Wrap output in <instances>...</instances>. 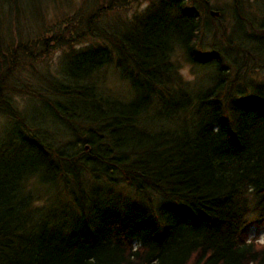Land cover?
<instances>
[{"label": "trees", "instance_id": "obj_1", "mask_svg": "<svg viewBox=\"0 0 264 264\" xmlns=\"http://www.w3.org/2000/svg\"><path fill=\"white\" fill-rule=\"evenodd\" d=\"M134 2L146 0L70 4L51 22L54 31L44 26L13 48L5 42L11 53L0 60V112L13 122L11 137L50 175L23 171L21 192L19 177L0 176V264H264V239L247 229L264 230V16L235 1L227 19L240 22L239 35L206 54L197 47L201 29L220 27L209 2L149 0L126 19ZM122 8L121 26L112 27L118 20L104 18ZM85 39L89 47L75 48ZM54 45L66 49L61 61H71L72 74L37 94L65 131L48 142L9 98L19 87L29 94L15 73L35 70ZM177 50L208 64L210 79H184ZM113 55L132 79L128 99L99 83ZM155 108L161 112L152 115ZM89 178L132 188L139 214L101 203L100 188L89 195ZM30 180L62 184L83 225L68 226L60 207L34 206Z\"/></svg>", "mask_w": 264, "mask_h": 264}, {"label": "rangeland", "instance_id": "obj_2", "mask_svg": "<svg viewBox=\"0 0 264 264\" xmlns=\"http://www.w3.org/2000/svg\"><path fill=\"white\" fill-rule=\"evenodd\" d=\"M85 0H0V60L3 59L4 54L9 56L11 53L10 47L13 48L15 43L21 46V41L28 43L35 35H37L38 30L46 29L44 26H51L52 31L56 28L51 23L56 20L58 14L65 13L63 7H69L70 4L73 6L79 5ZM210 3L209 8L213 11H217V14H213L215 19L220 20V27L215 31V25L212 28L211 25L206 26L207 29H201L200 31V46H197L200 50L210 54L214 52L215 48L219 46H225L227 39L236 38L239 35L241 24L239 21L230 24L228 22V9L235 5L237 1L238 5H243L245 0H206ZM249 2V10H246L248 14L250 11H256L262 13L261 17L264 16V0H246ZM241 2V3H240ZM149 0L146 2L132 3L130 8H122V11H118V15L107 14L106 19L108 22H115L112 27L121 26L120 15L124 13L126 19L132 18L135 13L143 11V9L149 4ZM72 6V7H73ZM255 6V7H254ZM61 8V9H59ZM224 10L223 14H220V10ZM243 9V8H240ZM11 10V11H10ZM16 10L18 14H12ZM128 11V15H127ZM138 11V12H137ZM231 12V10H229ZM71 13V12H69ZM116 14V13H115ZM66 16V15H65ZM64 16H62L63 18ZM124 19V18H123ZM217 23V21H215ZM130 23L125 19L122 22V26L127 27ZM219 24V22L217 23ZM57 25V24H56ZM52 32L49 31L44 37L49 36ZM227 37V38H226ZM8 43V44H5ZM12 44V45H11ZM52 44V43H51ZM51 46V45H50ZM90 46V41L86 39L79 44L75 45V48H87ZM53 49L51 53L50 50ZM3 52V53H2ZM66 49L64 47H59L54 45V47L49 48L48 55L44 58L40 57L34 64H36L35 70H30V67L25 68L24 71L15 73L16 78H21V86L28 91L29 94L19 91H13L11 97L9 98L13 107L22 118V120L32 126L37 128L40 132L45 134L46 140L48 142L62 141L64 135V129L61 124L57 121L51 106L45 103L42 99L37 98L38 92L40 90L47 89L49 85L57 80L61 81L64 78L65 73L72 74V68L70 66L71 61L66 59L61 61L66 57ZM21 55V49L19 50ZM112 61L110 60L108 64H103L104 69H102L106 75L105 80L99 82L101 86H104L105 91L113 90L118 96L128 99L132 94V79L128 76L127 70H120L116 65L117 55L112 56ZM174 63L177 65L179 74L186 80L190 82H196V80L207 81L210 79L212 70L208 64H197L191 62L184 54L183 50H177L174 55ZM115 59V61H114ZM26 64V63H23ZM107 65V66H106ZM101 70V69H100ZM100 72V71H99ZM102 73V72H101ZM103 74V73H102ZM14 75V73L12 74ZM259 79V78H258ZM45 82V83H44ZM49 82V83H48ZM46 83H48L46 85ZM203 90L200 86L195 92L199 93ZM33 91V92H32ZM33 94V95H30ZM174 97L178 96V91H172ZM161 112V109L155 108L152 115H156ZM164 119L165 117H160ZM13 129V122L8 121L5 114L0 112V176L2 174L8 177H19L18 191L21 192V175L24 174L23 171L27 169H37L36 175L42 179L46 175H50L48 171L49 168H44L39 165L40 160L35 157L33 152H30L28 148L21 149V143L15 141L11 137V132ZM2 147H8V151L3 152ZM32 159V162L29 160ZM65 165H68L65 163ZM39 174V175H38ZM33 180H30V184ZM85 185L88 188V194L96 197L93 193L95 189H101L100 201L106 202L107 204L117 207L121 213H130L132 216L139 214L135 207H138L137 195L134 190L120 182L113 184L105 182H93L91 178L87 181L84 180ZM63 185L58 182H41L35 180L32 187L28 189L33 196L37 197L33 200V205L37 207L43 206V212L54 211L56 207L62 209L63 216H68L66 219L68 226H82L83 222L80 221V215L75 209H73V202L68 193L62 189ZM46 200V201H45ZM45 201V203H44ZM37 209H33V213H36ZM77 214V215H75ZM77 217V218H76ZM65 218V217H64ZM248 232L250 237L257 236L260 241L264 239V230L258 229L254 224L248 226Z\"/></svg>", "mask_w": 264, "mask_h": 264}, {"label": "water", "instance_id": "obj_3", "mask_svg": "<svg viewBox=\"0 0 264 264\" xmlns=\"http://www.w3.org/2000/svg\"><path fill=\"white\" fill-rule=\"evenodd\" d=\"M210 13L213 15V14H217L218 12L217 11L210 10Z\"/></svg>", "mask_w": 264, "mask_h": 264}, {"label": "bare ground", "instance_id": "obj_4", "mask_svg": "<svg viewBox=\"0 0 264 264\" xmlns=\"http://www.w3.org/2000/svg\"><path fill=\"white\" fill-rule=\"evenodd\" d=\"M255 201H257V198H254V200H253L252 202H254V203H255Z\"/></svg>", "mask_w": 264, "mask_h": 264}]
</instances>
